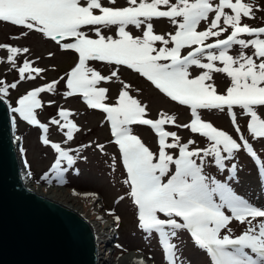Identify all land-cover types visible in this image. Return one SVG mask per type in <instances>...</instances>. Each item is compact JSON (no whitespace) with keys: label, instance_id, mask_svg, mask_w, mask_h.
Here are the masks:
<instances>
[{"label":"snow or ice","instance_id":"obj_1","mask_svg":"<svg viewBox=\"0 0 264 264\" xmlns=\"http://www.w3.org/2000/svg\"><path fill=\"white\" fill-rule=\"evenodd\" d=\"M108 3L112 6H103L102 0H84L83 3L82 0H0V22L27 29L23 33L25 36L35 31L61 49L78 54L77 64L67 73L68 91L63 95L65 98L81 95L89 109L106 114L113 143L118 146L127 172L125 183L129 185L130 197L138 210L139 227L149 234H158L167 264H180L172 239L182 230L190 233L194 246L206 253L211 264H264V208L251 205L225 183L204 174L205 158H212L223 172L225 162L242 150L254 160L264 177V164L244 137L234 110L238 107L243 116L250 118L246 128L252 138H264V118L259 115V109L264 107V39L260 38L264 36V27L251 28L241 23L242 18L255 19V13L264 8L246 0H218V3L214 0H175V3L171 0H126L127 6L120 8L115 7L117 0H108ZM161 6L166 10H161ZM210 15L213 18L208 27L198 31V25L208 21ZM153 18H167L176 31L155 34ZM129 26L141 30L142 36L131 35L126 30ZM112 27L117 29L115 38L103 34V30ZM85 28L93 32L95 38L90 37L88 31L83 30ZM229 28L231 32L225 39L206 43L211 38H219ZM242 35L255 38L246 41L240 38ZM157 43L161 46L157 47ZM233 46L240 49L236 57L229 55ZM249 47L253 49L252 55L245 52ZM185 48L192 50L182 56ZM0 49L8 52L6 61L0 63H8L19 74V81L11 85L0 80V101L7 103L10 88L16 89L21 81L35 80L32 73L39 75L43 69L33 68L27 60L17 67V57L22 52L27 53V48L0 45ZM89 61L126 66L145 77L171 101L188 106L192 117L190 124L176 126L205 137L210 142L209 147L190 150L195 140L181 143L177 132L166 131V124L175 125L174 116L161 113L155 121L146 118V106L129 94L130 86L126 83L121 82L114 105L104 103L108 89L98 85L111 82L113 78L120 82V69L117 67L109 76H104L89 67ZM217 61L223 66L217 67ZM192 66L203 70L202 73L191 77L189 69ZM212 73L226 74L230 78L226 94H218L214 82L207 83L212 80ZM58 83L53 81L28 91L16 101L17 106L9 105L10 112L18 114L20 120L41 129L40 141L46 146L50 144L49 125L41 124L35 112L43 106L39 95L54 93ZM198 110H227L238 139L204 122ZM70 115L71 112L60 109V119L49 121L51 125H59L62 132L67 129L65 142L73 140V133L80 131L68 119ZM132 125L149 126L153 130L158 137L157 152L151 151L133 134ZM98 147L103 151V145ZM51 148L57 153L52 173L60 180L63 163L71 168L76 157L60 144L51 143ZM169 150H178V156L174 157ZM75 151L79 153L80 149ZM172 166L175 171L170 175ZM228 172V179H235L237 165L232 163ZM44 178L48 179V175ZM161 215L165 218H160ZM258 218L259 223L254 224ZM233 220L240 224L247 222V230L235 238L221 235L224 229L231 231L229 225ZM116 221L119 222V217ZM135 264H144V261L137 260Z\"/></svg>","mask_w":264,"mask_h":264},{"label":"rangeland","instance_id":"obj_2","mask_svg":"<svg viewBox=\"0 0 264 264\" xmlns=\"http://www.w3.org/2000/svg\"><path fill=\"white\" fill-rule=\"evenodd\" d=\"M84 0H82V3ZM139 2V0H138ZM175 3V0H171ZM248 3L258 5L264 8V0H246ZM103 6H112L108 0H102ZM218 3V0H214ZM127 6L126 0H117L115 7ZM161 10H166L161 6ZM226 12L231 14L230 10ZM96 14H99L98 10ZM202 21L198 25L197 30L203 31L208 27L211 19ZM154 26L155 34H167L176 31V27L169 22L167 18H153L151 21ZM222 23V22H221ZM242 25H248L251 28L264 27V11L255 13V19L242 18ZM90 37L95 38L93 32L87 28ZM134 37L142 36V31L129 26L127 29ZM20 26H13L10 23L0 22V45H9L18 48H27V53H21L16 59L17 67L23 66L25 60L31 63L33 68L43 69L36 76L35 80H26L18 83L16 89H9L7 102L15 107L16 101L28 91L47 85L53 81H59L56 85L55 92L41 93L38 99L42 103V108L36 109L35 115L41 124L49 125L48 139L49 145H43L40 137L43 134L38 126L29 125L26 121L20 120L18 114L13 115L15 120V136L18 142V150L22 159L24 170L27 172L26 179L32 187L40 190L46 195L54 196L59 201L76 208L92 223H96L101 232L113 234L109 245L105 249L102 244L101 252L104 254L108 263L102 264H122L124 259L131 252H137L143 255L154 264H167L164 258L162 246L159 243L158 234L145 232L139 227L138 212L130 197L129 185L125 183L127 173L123 166L122 156L118 146L113 143L111 135L110 122L106 119V114L98 109H89L84 103L81 95L73 97H64V92L68 91L66 87L67 73H69L78 62V54L72 50H63L58 44L49 38L42 37L35 31L27 32ZM117 29L112 27L110 30H103L105 36L116 37ZM231 29L223 33L219 38H211L206 43H212L216 39H225L229 35ZM240 38L247 40L255 37L242 35ZM264 39V36L260 37ZM69 41H61L67 43ZM161 45L157 43V47ZM172 45H169L171 47ZM195 47V46H193ZM192 49H182L181 55H187ZM218 52V50H216ZM253 49L249 47L245 49L248 55H252ZM240 52L239 46H233L229 51V55L238 56ZM8 52L6 49H0V61H6ZM202 62H207L202 60ZM259 61L257 60V63ZM217 67H222L220 62H215ZM88 66L99 71L104 76H109L110 72L119 67L118 76L120 82L115 78L111 82H101L98 87L108 89L107 99L104 101L109 106L115 104L119 90L122 87L121 82L128 84L129 94L137 99L142 106H146V118L156 120L160 118L161 113L166 116L176 117L175 125L166 124L165 130L169 132H177L181 138V143H187L189 140H195L196 143L190 146L191 149H205L209 147L210 142L205 137H201L198 133H192L189 129L177 127L176 125L190 124L191 114L188 106L180 105L178 102L171 101L161 93L155 86L145 77L140 76L126 66L109 65L107 62L89 61ZM191 77H196L203 70L195 66L189 69ZM27 75V73H26ZM64 77V79H61ZM0 80L11 85L19 81L18 71L9 66L8 63H0ZM216 86L218 94H226L227 87L230 86V78L226 74L212 73V80L207 83H213ZM49 101L53 103L49 104ZM60 109L67 110L72 113L69 120L75 123L80 131L73 133V140L66 141L64 132L60 131L59 125H51L49 121L52 118L60 119L58 111ZM235 114L237 123L240 125L243 135L249 140L250 145L256 152L257 157L264 164V138L254 139L248 133L246 125L250 118L242 115L241 110L236 107ZM204 122H210L218 130H223L233 138L238 139V135L227 114V110L220 112L217 110H198ZM259 115L264 118V107L259 109ZM63 123V120H61ZM133 134L154 153L158 150V137L149 126L132 125ZM168 142H171L169 139ZM239 142V141H238ZM51 143L60 144L65 150H70V155L76 157L75 164L69 168L66 162L63 163V176L60 180L55 178L52 173V165L55 163L57 153L51 148ZM98 145H103V151ZM89 146V147H81ZM80 149L79 153L75 150ZM174 157L178 156V150H169ZM227 155V154H224ZM199 163V160L197 161ZM225 171L221 172L214 164L212 158H205L204 174L210 179L225 183L236 195L248 201L251 205L264 208V204H255L249 199L250 194L257 193L264 196V177L260 174V168L244 151L234 154L231 160L225 162ZM237 165V175L235 179L229 180L230 173L228 168L231 164ZM175 167L172 166L173 174ZM48 179H45V175ZM62 181V182H61ZM167 177L165 178V182ZM256 195V194H255ZM122 198V199H121ZM217 202L219 198L216 197ZM226 214L230 213L225 209ZM116 217H119L117 223ZM162 219L163 217L161 215ZM111 223L109 229L105 227ZM254 224L259 223V218L253 221ZM247 222L240 224L233 220L228 229L222 230L221 235H231L233 238L238 237L247 230ZM105 239L107 236L104 237ZM177 246V256L180 264H211L210 258L205 252L194 246L190 233L186 230L178 231V236L172 239ZM119 246V247H117Z\"/></svg>","mask_w":264,"mask_h":264},{"label":"water","instance_id":"obj_3","mask_svg":"<svg viewBox=\"0 0 264 264\" xmlns=\"http://www.w3.org/2000/svg\"><path fill=\"white\" fill-rule=\"evenodd\" d=\"M13 121L0 101V264H99L88 220L25 185Z\"/></svg>","mask_w":264,"mask_h":264},{"label":"bare ground","instance_id":"obj_4","mask_svg":"<svg viewBox=\"0 0 264 264\" xmlns=\"http://www.w3.org/2000/svg\"><path fill=\"white\" fill-rule=\"evenodd\" d=\"M27 172L23 169V166H22V174H23V180H24V183L25 185L30 188L31 190H33L34 192L44 196V197H47L49 199H52L54 201H57V202H60L66 206H69L70 208H72L73 210L77 211L76 208H73L72 206L70 205H67L65 203H63L62 201H59L58 199H56L54 196H51V195H46V193L40 191V190H37L35 188L32 187V184L31 183H28V179H26V174ZM256 194V195H255ZM253 193V194H250L248 197L249 199H251V201L255 204H264V196L263 195H258L257 193ZM78 212V211H77ZM80 213V212H78ZM82 214V213H80ZM83 215V214H82ZM92 223V222H91ZM94 229H95V233L97 235V241L99 243V250L100 248H102V243L106 242V241H109L110 237H108V233H105V232H101V229H99L98 226H96V223H92ZM97 228H96V227ZM111 227V223H108V225L105 227V229H109ZM107 236V238L105 239L104 237ZM101 255V259H100V262L99 264H102V261H104V263H108L107 259L103 257V253L101 252L100 253ZM137 260H143L144 261V264H154L152 263L151 261H149L147 258H145L143 255H140L138 254L137 252H131V254H128V257L126 259H124L123 263L122 264H135V261Z\"/></svg>","mask_w":264,"mask_h":264},{"label":"built area","instance_id":"obj_5","mask_svg":"<svg viewBox=\"0 0 264 264\" xmlns=\"http://www.w3.org/2000/svg\"><path fill=\"white\" fill-rule=\"evenodd\" d=\"M96 226H98V225H96ZM96 226H95V227H96ZM98 227H99V226H98ZM96 228H97V227H96Z\"/></svg>","mask_w":264,"mask_h":264}]
</instances>
